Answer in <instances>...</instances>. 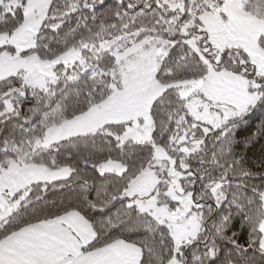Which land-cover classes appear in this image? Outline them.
<instances>
[{"label": "snow or ice", "instance_id": "snow-or-ice-1", "mask_svg": "<svg viewBox=\"0 0 264 264\" xmlns=\"http://www.w3.org/2000/svg\"><path fill=\"white\" fill-rule=\"evenodd\" d=\"M244 22L264 0H0V264H264Z\"/></svg>", "mask_w": 264, "mask_h": 264}, {"label": "rangeland", "instance_id": "rangeland-1", "mask_svg": "<svg viewBox=\"0 0 264 264\" xmlns=\"http://www.w3.org/2000/svg\"><path fill=\"white\" fill-rule=\"evenodd\" d=\"M220 27L223 28V26ZM262 33H264V27L244 22L236 25L233 31H226L225 37L227 40L236 42L240 47L245 48L252 54L258 63L264 64V51L258 47V38ZM223 83L227 84L230 91L220 93L219 90H217L218 94H223L232 99L238 98L242 91L238 92L237 84L232 80H227Z\"/></svg>", "mask_w": 264, "mask_h": 264}, {"label": "trees", "instance_id": "trees-1", "mask_svg": "<svg viewBox=\"0 0 264 264\" xmlns=\"http://www.w3.org/2000/svg\"><path fill=\"white\" fill-rule=\"evenodd\" d=\"M57 2L59 4H62V0H57ZM112 2L113 0H108V5L110 6ZM98 14L103 15V12L101 11ZM72 23L75 24V20H73ZM88 23L91 24L92 22L88 21ZM261 36H264V33H262L258 38V47L259 49L264 51V47L261 46L262 45V42L260 41ZM261 111L262 110L258 108L252 116L248 117V123L250 126L252 127L255 126L257 117H259V119L261 120H264V116L260 114ZM244 135L245 136L248 135L247 130H245ZM243 159H244L245 166L249 168L264 169V141H261L260 143L256 144V146L250 151L243 153ZM234 230L241 232L244 239H246V232H243V230L240 228V224L238 221H237V227Z\"/></svg>", "mask_w": 264, "mask_h": 264}, {"label": "crops", "instance_id": "crops-1", "mask_svg": "<svg viewBox=\"0 0 264 264\" xmlns=\"http://www.w3.org/2000/svg\"><path fill=\"white\" fill-rule=\"evenodd\" d=\"M225 81H227V80L216 82L215 87L217 90H219L220 93H225L227 91H230V88L227 86V84L223 83ZM232 81H234V83L237 84L238 92H241L242 87H243L242 84L240 82L235 81V80H232Z\"/></svg>", "mask_w": 264, "mask_h": 264}]
</instances>
